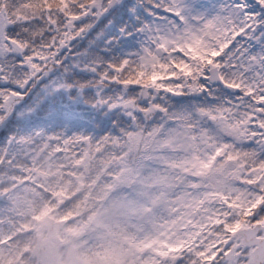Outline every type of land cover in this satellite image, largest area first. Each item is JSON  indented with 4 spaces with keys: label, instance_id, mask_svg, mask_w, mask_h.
Instances as JSON below:
<instances>
[{
    "label": "snow or ice",
    "instance_id": "1",
    "mask_svg": "<svg viewBox=\"0 0 264 264\" xmlns=\"http://www.w3.org/2000/svg\"><path fill=\"white\" fill-rule=\"evenodd\" d=\"M37 152L79 264H264V0H0V218Z\"/></svg>",
    "mask_w": 264,
    "mask_h": 264
},
{
    "label": "rangeland",
    "instance_id": "2",
    "mask_svg": "<svg viewBox=\"0 0 264 264\" xmlns=\"http://www.w3.org/2000/svg\"><path fill=\"white\" fill-rule=\"evenodd\" d=\"M33 159L41 168L35 182L21 177L9 185L10 211L0 218V238L10 234L12 239L0 244V264H79V247L69 233L94 205L99 177L75 167L70 158H41L39 152ZM69 211L76 216L72 223L62 219ZM20 255L25 260L13 261Z\"/></svg>",
    "mask_w": 264,
    "mask_h": 264
},
{
    "label": "trees",
    "instance_id": "3",
    "mask_svg": "<svg viewBox=\"0 0 264 264\" xmlns=\"http://www.w3.org/2000/svg\"><path fill=\"white\" fill-rule=\"evenodd\" d=\"M37 153H39V152H37ZM37 153H36V154H37ZM22 260H25V256H24V255H20V256H19L17 259H15V260H14V258H13V261H15V262H17V263H18V262H21Z\"/></svg>",
    "mask_w": 264,
    "mask_h": 264
}]
</instances>
